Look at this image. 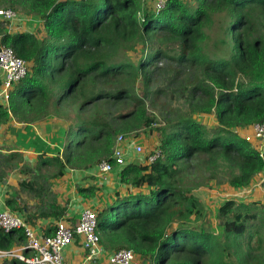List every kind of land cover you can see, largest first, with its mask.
<instances>
[{"label": "trees", "instance_id": "trees-1", "mask_svg": "<svg viewBox=\"0 0 264 264\" xmlns=\"http://www.w3.org/2000/svg\"><path fill=\"white\" fill-rule=\"evenodd\" d=\"M0 7L39 21L43 33L0 23V48L28 63L27 77L0 105V126L7 133L14 123L26 126V135L13 131L18 145L38 154L31 167L22 153H0V182L23 165L32 178L20 187L43 197L51 186L43 169H56L51 179L91 171L113 162L119 136L136 142L148 134L157 140L148 155L163 157L120 168L119 187L94 209L102 247L131 250L142 264H264V202L222 200L219 233L199 229L191 221L206 222L195 193L204 182L185 180L194 167L209 172L203 181L239 193L264 176L259 145L240 133L264 122V0H167L160 11L142 0H0ZM163 98L186 109L165 105L161 118ZM42 123L55 129L50 143L32 136ZM220 164L228 176H219ZM100 190L78 188L83 199ZM20 199L7 198L6 206L28 220ZM50 209L41 217L59 222L67 213ZM25 245L23 229L0 228V251Z\"/></svg>", "mask_w": 264, "mask_h": 264}, {"label": "built area", "instance_id": "built-area-1", "mask_svg": "<svg viewBox=\"0 0 264 264\" xmlns=\"http://www.w3.org/2000/svg\"><path fill=\"white\" fill-rule=\"evenodd\" d=\"M152 0H142L151 4ZM167 0L155 2L156 10H163ZM23 18L18 12L11 9L0 10V22H22ZM28 74V63L18 57L12 48H0V105L9 104L13 87L24 80ZM248 142L258 144L263 157L264 153V122L256 124L250 132H240ZM130 151L135 154L145 153L143 146L128 140L121 135L117 139L114 149L113 162L103 161L98 167L100 177L107 181L108 175L115 168H122L128 163ZM163 157L161 150H156L148 155V163L153 164ZM263 184V182H261ZM246 192L236 193L233 196L243 197ZM69 221V219H68ZM60 220L53 224L54 233L43 235L34 227L28 225L23 216L6 208L0 212V228L6 233L23 229L26 237V245L12 252L0 251V261L3 259L17 258L25 264H69L66 258L67 250L79 240L86 253L83 264H92L104 257L107 252L101 245V237L97 231L98 216L92 208L81 211L76 225ZM28 250L31 255L24 252ZM110 264H142L135 253L128 249L113 252L108 256Z\"/></svg>", "mask_w": 264, "mask_h": 264}, {"label": "crops", "instance_id": "crops-1", "mask_svg": "<svg viewBox=\"0 0 264 264\" xmlns=\"http://www.w3.org/2000/svg\"><path fill=\"white\" fill-rule=\"evenodd\" d=\"M18 129L21 131V134L26 135V126H22L20 124H15L8 132V127L0 126V153L3 155H8L9 153L19 152L23 154L24 157V164L30 165L31 162H37L38 154L34 152L33 149H26L22 148L18 145V137L14 134V129ZM32 136L34 138H40L46 143H50V137L52 133L55 131L54 127L52 129L48 128L47 124H39L32 126ZM133 152V151H130ZM51 156V155H50ZM134 154L129 153V161L134 159ZM30 163V164H29ZM31 166V165H30ZM36 166V164H35ZM31 166V167H35ZM23 165H20L16 171H12L8 174L7 178H5L4 182H0V212L4 211L6 206V199L10 198L13 193L14 189H19V183L28 179L32 178L29 175H23L20 169ZM42 172V171H41ZM45 172V171H44ZM56 173V169H53L52 175H48L50 179L51 186L47 188V193L40 197L39 195H35L34 193L30 194L33 195L32 198H27L21 194V196L14 195V197L21 198L20 201H24L26 204V213L29 216V219L25 218L26 221L30 222V226L34 227L38 230L41 234L45 235V231L52 230L53 232V224L58 222L53 217L43 218L41 217L42 209L51 210L50 208L55 206H60L62 208H67V213L65 216L60 220H67L69 219L68 223L76 225L78 222V218L80 216V210L83 208H92L94 207H102L106 205L108 201H110L111 196L114 193V190L118 188L119 181H120V169L115 168V170L108 175L107 183L104 184L102 181L100 174L97 168L91 171H73L67 170L66 174L62 177L51 179L52 176ZM36 174V173H35ZM40 174V173H39ZM37 174L39 177L40 175ZM42 174V173H41ZM93 177V178H91ZM264 177V176H263ZM262 178V176L260 177ZM261 180H259L256 184H261ZM49 182H45V185L48 186ZM89 186H96V187H105L97 192L95 198L90 199H83L79 192L78 188H88ZM249 192V191H244ZM245 193V194H246ZM105 194V195H104ZM35 195V196H34ZM264 198V197H263ZM251 200V199H249ZM261 201V200H260ZM43 202V203H42ZM79 203L81 208L78 209V214L76 212L77 206L75 203ZM264 202V200H262ZM37 204L41 205V207L36 206ZM50 232V233H52ZM16 250V249H15ZM107 254L99 260H96L95 263L92 264H110L108 260V256L112 253L106 250ZM67 262L69 264H83L85 262L86 253L82 247L81 242L78 240L75 245L71 246L67 253H66Z\"/></svg>", "mask_w": 264, "mask_h": 264}, {"label": "rangeland", "instance_id": "rangeland-1", "mask_svg": "<svg viewBox=\"0 0 264 264\" xmlns=\"http://www.w3.org/2000/svg\"><path fill=\"white\" fill-rule=\"evenodd\" d=\"M156 1H158V0H152L151 4L153 3V5H155ZM3 8L0 7V10H3ZM0 23L2 24V27H5L7 24H9V22H3V21H1ZM40 25L41 24L39 23V21H31L30 22L29 20H27V21L25 20L22 22H13V23L9 24V26H11V30L23 29L26 31H31L32 33H38L41 36V35H43V33H42V29H41ZM169 99L170 98H168V99L163 98L159 101L162 104L159 105V103H158V105H157L158 106L157 113H158L159 117H161V118H162V116L160 114V109L162 107H164L165 105L168 108L175 109V110H177V109L185 110L186 109L185 106L183 105L182 101L169 100ZM156 141L157 140L154 137H151L148 134L141 136V139L136 141V144L143 146L145 149V153L135 154L134 152H130V153L134 154V157H133L135 159L134 163L135 162L137 164L142 163L147 158V155L150 153V151L155 148V146L157 144ZM35 164H36V162L35 163L31 162L30 165L35 166ZM220 167H221L220 170H218L216 168L219 176L221 178L223 176H225V177L228 176V173H227L228 169L226 167H224L222 164H220ZM52 171H53V169H50V170L49 169H43L42 173L44 175L48 176V175H52ZM185 171H186L185 180L187 181L188 186H194L195 184L198 185L202 182H204L205 185L206 184L209 185V187H207V186H202V185H204V184H202L200 187H198V189L195 192L196 195H198L200 197V199L203 200V202L205 203V205L207 207L206 222L202 223V219H200L198 221V220H195L194 218H192L193 220L191 221V223H192L191 225L194 227H198L199 229H202V227H203L204 229H208V230L212 229L215 233H219L218 226H217L218 221L216 219V216H217L218 207L222 204V202L224 200L235 199V198H242V199L249 198L253 201L264 200V198H263L264 197V177L259 179L263 182L262 185H260V183L255 184L252 187V189H248L249 192H247L243 197L242 196L238 197V196H233V194H236V193L233 190H229L228 185L224 181H221L220 184H217V183L215 184L214 182L209 183V182H207V180H205L206 182L203 181L202 179L209 175V172L206 170H202L203 173H201V171L197 170L196 168L187 166ZM91 178H93V177H91ZM101 179L104 182V184L107 183L106 180H104L103 178H101ZM18 187H19L18 190L13 188V193H15L16 195L20 194L19 196H21V194H24L23 196H25L27 198L33 197V195H30L31 194L30 192L22 189L20 187V185ZM103 189H105V187ZM239 193H241V192H239ZM15 194H12V196H11V193H10V197H13ZM214 198H218L221 200H217ZM75 204L77 206L76 212L78 214V209L81 208V206L77 202ZM41 205L37 204L36 206L41 207ZM93 209H94V207H93ZM82 210H83V208L80 210V212ZM0 264H4V262L0 261Z\"/></svg>", "mask_w": 264, "mask_h": 264}, {"label": "clouds", "instance_id": "clouds-1", "mask_svg": "<svg viewBox=\"0 0 264 264\" xmlns=\"http://www.w3.org/2000/svg\"><path fill=\"white\" fill-rule=\"evenodd\" d=\"M3 9H6V8H3ZM128 161H129V159H128ZM119 169V168H118ZM98 170V169H97Z\"/></svg>", "mask_w": 264, "mask_h": 264}]
</instances>
